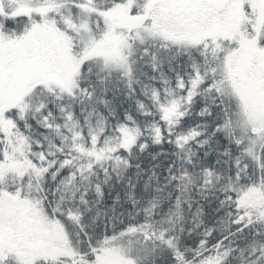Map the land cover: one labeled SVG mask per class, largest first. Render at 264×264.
<instances>
[{"label":"snow or ice","instance_id":"1","mask_svg":"<svg viewBox=\"0 0 264 264\" xmlns=\"http://www.w3.org/2000/svg\"><path fill=\"white\" fill-rule=\"evenodd\" d=\"M0 264H264V0H0Z\"/></svg>","mask_w":264,"mask_h":264}]
</instances>
